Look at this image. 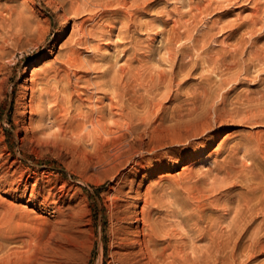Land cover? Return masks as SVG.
Wrapping results in <instances>:
<instances>
[{
  "label": "bare ground",
  "instance_id": "6f19581e",
  "mask_svg": "<svg viewBox=\"0 0 264 264\" xmlns=\"http://www.w3.org/2000/svg\"><path fill=\"white\" fill-rule=\"evenodd\" d=\"M9 1L0 0V93H2L3 85L10 78L11 73L8 66H11L10 60L14 50L28 41V33H21L20 29H16L11 21L13 13L16 12V7L9 4ZM57 1L58 4L56 5H60L63 9V18L67 14L76 17L86 11L91 13L93 6H99L100 9H96L98 14H105L115 5L117 7L115 9L121 12L125 20L122 23L123 29H119V33L129 37L133 43L131 50L135 49V31H131L130 28L133 27L134 29L141 25L140 22L136 21V17L144 12V8L148 5L146 0H106L103 5H94L93 0ZM155 1L152 0L153 6L156 5ZM206 1L208 2V0ZM128 4L133 6V9H128ZM202 5L204 4L202 3ZM205 11L206 6L202 8L196 3L185 14L187 17L179 15L171 20V25L167 29V33L165 32L171 46L166 48L162 44L163 48H166L167 54L163 60L167 61L169 70L153 69L151 71L149 69L145 71L148 67L146 65L148 59L134 55L127 58L123 65L119 64L120 62L117 63L120 66L113 71V74H110L109 70L103 71L101 77H105V79L102 81L87 78L86 73L88 69L92 68L91 58L82 55L78 49V46L88 43L87 33L88 31L90 33V30L86 29V25L88 22H94V18L98 15L97 13L87 15L86 12L88 17L84 16L87 18L81 17L83 20L81 19L78 23L72 21L73 29L70 40L73 43L60 50L53 61L46 62L39 68H32L29 72V83L16 94V104L20 108L22 107L23 118L28 121V127L23 128L25 135L21 136L22 139L33 143L39 141L42 136L39 134L42 133L46 121L53 117L56 119L57 116L65 118L71 114V111H74L70 115L73 123H77L82 128L81 130L86 131L88 135L92 134V137L93 135L98 134L99 136L101 134L102 136L104 134L106 142L111 144L109 155L102 163L104 164L103 167L110 169L108 178L113 183L110 190L106 192V197L111 199L112 206L117 208V211L110 216L111 219L115 220L110 233L112 239H117V252L111 251L109 264H242L243 258L245 260L251 259L254 258L255 253H263L264 251V168H257L255 164L245 163L246 161L237 163L235 160V155L238 152L237 143L228 145L225 149V156L221 160L213 159V167H208L207 170L206 168L205 170H196L194 167L198 163L204 167L207 160L210 162L209 159L212 156L216 157L219 150L227 145L226 139L222 140L214 153L210 151L204 160L194 161L199 157L196 149L194 150L195 153L187 152L184 158L187 165H184L177 175L171 173L172 169L175 168L173 158L168 155L172 147L178 145L181 148V146L187 145L191 148L195 140H204L206 136L210 137L214 131L217 122L215 117L212 120L210 115L217 116L219 112L213 106L206 107V101L209 100L214 88L231 82L234 79L232 74L235 71L239 72L238 77L242 75L243 78H248L251 68L254 67H259L264 72V42L259 43L262 35L252 36L256 30V24L259 21H264V11L260 13L253 11L254 16L251 22L247 23V27L242 30L239 29L241 25L232 28L221 37L219 52L204 58L207 64L212 65L213 72L218 74V80L206 76L197 82L198 90L196 92L183 97V91H185L183 85L188 81L196 64L190 50L195 43H198L195 35L197 32L195 27L198 25L195 23L196 26H192V24L194 21L196 22V17L203 15ZM98 32L99 35L108 37L111 35L112 29H99ZM65 33L64 27L58 33V37H62ZM231 38H234V41H230ZM110 39H112L111 36ZM150 41L155 42L153 39ZM158 41L156 42L158 43ZM186 41L188 44H185ZM178 42L180 45L183 43L178 49H182L179 56L178 50L174 49V45L179 44ZM105 52L107 53V50ZM145 56L149 58L152 55L146 54ZM135 61L138 64H133ZM90 70L88 74H90ZM27 72L28 67H25L22 73ZM12 89V85L7 86V91L10 94H12ZM100 92L102 95L97 94ZM261 95L263 96V94ZM253 99L256 98L246 96V100L249 102H252ZM178 100L179 102L174 106L166 105L168 102L173 103ZM84 108H86L85 111ZM259 110L263 112L260 119H264V106ZM228 116L230 121H235L238 117L237 114ZM241 118L248 119L249 116H242ZM52 124L53 121L51 126ZM54 124L56 125V122ZM60 125L57 123V127L53 126L59 128ZM69 126L71 125L69 124L65 129L63 127L61 131H66ZM72 131L77 132L73 129ZM86 133H80V136ZM2 156L3 154H0V159ZM5 163L0 161V186L8 187L6 191L11 197L24 200L27 194V182L21 178H13L14 170L12 172L7 171L4 168ZM157 170L169 172L157 174ZM207 173L208 177H206ZM231 187H237L234 190V195L237 196L236 203L234 206H225L219 212L223 215L222 218L232 213L231 219L226 223V226H222L223 221H218L221 217L217 215L209 225H206L207 210L211 205L215 210L218 209L217 205L220 198L213 197L217 192ZM51 189L53 188L51 187ZM34 197L35 193L32 190L27 202H33ZM178 198L185 202L188 210V219L185 220L188 222L193 220L191 232L197 233L194 238L184 240L176 236L175 226L183 225L182 222L177 225L173 223L164 224L163 222V207L166 204H172ZM48 199L50 198L48 197ZM206 200L208 201L206 202ZM54 201L56 204L59 202L56 199ZM41 202L46 204V202ZM56 204L53 205L57 206ZM9 206L11 207V205ZM73 217L68 218L62 215V220L58 222V225L56 224L59 227L44 229V226H37L34 231L37 238V250L36 254L33 253L36 257L34 258L33 255L31 257L34 264L47 262L48 256H51L54 262H60L63 249L76 253L80 244L77 242L79 245H74L76 243H71L74 241L68 238V233L72 232L76 224ZM129 222H132L133 226H131L130 232H127L125 225ZM34 228H36L35 225ZM16 238L18 237H14V242L20 241V245H26L25 238L24 240L23 237L22 240H16ZM12 239L5 241L12 243ZM99 240V255L96 264H104L101 237ZM198 241H202L203 244H197ZM0 244L3 245V243ZM13 248L15 247L13 246ZM20 248L16 250L17 254L20 252V256H16L19 259L24 257L25 260L26 256L23 253L21 255ZM24 260L21 259L20 261ZM26 264H30L28 258H26Z\"/></svg>",
  "mask_w": 264,
  "mask_h": 264
},
{
  "label": "rangeland",
  "instance_id": "374dc122",
  "mask_svg": "<svg viewBox=\"0 0 264 264\" xmlns=\"http://www.w3.org/2000/svg\"><path fill=\"white\" fill-rule=\"evenodd\" d=\"M51 1L52 0L9 1V4L16 7V12L13 13L11 21L14 23L16 29H20L21 33H28V41L14 50L13 57L10 60L11 66H8L11 73L10 78L5 83L7 85H3L2 93H0V154H3L0 161L1 163L6 162L4 168L7 169V171L12 172L14 170V174L12 175L13 178L17 177L23 179V181L27 182L28 186L26 198L24 200L11 197L6 191L8 187L3 188L0 186V243H3V245L0 244V264H26V258H28L30 264H34V261L31 259L33 256L34 258L36 257L33 253L36 254L35 252L37 250V238L34 231L37 229V226H44V229L59 227L57 225L58 222L62 220V215L68 218L74 216L73 218L76 220L74 228L76 229L73 228L74 231L72 230V232L70 231L68 233V238L74 241H71V243H76L74 245L77 246L80 244V246H78L76 253H73V251H70V253L66 249V251L63 249V252L61 251L62 258L61 261L59 260L60 262H54L51 256H48L47 262L43 264H96L99 255L100 237L103 242L104 264H109L111 251L117 252V239H112L110 233L115 223V220L111 219L110 216L117 211V208H114L112 206V200L106 197V192L110 190L113 183L108 178L110 169L103 167L102 165L104 164L102 163L109 155L112 147L111 144L106 142L107 140L104 139V134H102V136L101 134L99 136L97 134L92 137V134L88 135L86 131L81 130L82 128L79 127L77 123H73L72 119H70V115L74 111H71V114L65 116V118L57 116L59 122L55 117L46 121L47 123L42 129V133L39 134L40 136L42 135L39 141L33 143L22 139L25 135L23 128L28 127V121L23 118V113H21L22 107L20 108V106L16 104L17 92L21 91L22 87H25L26 84L29 83V72H31L32 68H39L44 63L53 61L60 50H63L73 43V41L70 40L73 29L72 21L78 23L82 19L81 17L86 15V12L88 13L87 15L91 13L98 14L97 10L100 9L99 6H93L91 13L86 11L80 13L76 17L67 14L65 18H63L64 12L62 7L56 5L58 1ZM205 1L206 0H156V5L153 6L152 0H146V4L148 2V5L144 8V12L136 17V21L140 22L141 25H138L137 28L134 29L133 27L130 28L131 31H135L134 50H131L133 43L130 41V38L125 34L123 36L119 33V29H123L122 23L125 20L121 12L115 9L117 7L113 5L111 7L112 9H109L110 11L105 12V14H98V17L96 16L94 18V22H88L86 25V29L90 30V33L89 31L87 33L88 43L78 46L82 55L91 58L92 68H90L91 70L88 69V71L90 70L91 72L88 74L87 71V78L90 77L93 80L102 81L105 79V77H101L103 71L109 70V73L113 74V71L120 66L119 64H125L126 59L134 55L148 59L146 60V65L148 67H146L145 71L149 69L151 71H153V69L169 70L167 61L163 60V58L167 57L166 48L171 46L165 32L169 29L171 20L177 18L179 15L187 17L185 14L190 11V8L193 7L194 4L198 3L202 8L206 6V11L203 15L201 14L202 16L198 15L195 19L196 22L194 21L192 24V26H196L195 23L198 25L195 27L197 31L195 35L198 43H195L194 47L190 50L191 56L193 60L196 61V64L193 67L188 81L183 85L185 88L183 97L196 92L198 90L197 82L206 78V76H211L213 79L218 80V74L213 72L212 65L210 63L207 64L204 58L219 52L221 37L227 34L232 28L241 25L239 29L242 30L247 27V23H250L254 16L253 11H258L259 13L263 12L264 0H231L233 3L230 0H208V2L206 1V3H204ZM105 2L106 0L92 1L94 5H103ZM202 3L204 5H202ZM129 5L130 4H128L127 8L133 9V6ZM86 16H84L83 19H85ZM201 20L202 22L200 23ZM35 21L37 23H34ZM37 24L40 26L38 27ZM64 27L66 33L62 35V37H58V33ZM106 28L112 29L111 35L108 37L99 35V29L107 30ZM255 28L256 30H254L252 36L261 34L262 37L259 39V43H262V41L264 42V21H259ZM110 36L113 40L110 39ZM75 37H77V35H75ZM152 39L155 41L154 43L150 41ZM107 40H109L108 43ZM231 40L234 41V38H231L230 41ZM156 41H158V43ZM162 44H164L166 48H163ZM185 44H188V42L186 41ZM182 45L183 43H181V45L180 43L175 44L174 49L177 51ZM106 50L107 53L105 52ZM181 51L182 49L177 51L178 56ZM146 54H151L152 56L148 58L145 56ZM117 63L119 64L117 65ZM133 64H138V62L135 61ZM25 67H28V72L22 73ZM238 73L239 72L235 71L232 74L234 79L229 82L230 84L228 83L214 88L209 100L206 101V107L213 106L217 108L219 112L217 116L213 114L210 115V118L212 119L215 117L214 119H216L217 122L215 123L214 131H212L210 137L206 136L204 140H195L191 148L187 147V145L181 146V148L175 145L170 149L168 155L173 158L175 167L171 171L172 175H177L184 165H187L186 160H184L187 152L190 153L192 151V153H195L194 150L196 149L198 150L196 152L199 157L194 159V161L198 159L204 160L205 157H208L210 151L214 153L224 139H226L227 145L219 150L218 155H216V157L214 156L215 158L212 156L209 159L210 162L207 160L204 167L201 163L196 164L194 167L196 170H205V168L207 170L208 167H213L212 160H221L226 154L225 149L227 146L234 143L238 144V152L235 155L237 163L246 161L245 163L255 164L257 168H264V119H260L261 113L263 112L259 110L264 106V72H262L261 68L254 67L251 68L248 78H243L242 75L238 77ZM9 85H12V94L7 91V86ZM79 90H81V88H79ZM97 94L102 95V92ZM246 94L249 95L250 98L254 97L256 99L249 102L246 100ZM261 94H263V96ZM179 100L173 103L168 102L166 105L169 107L174 106ZM105 103H107L106 100ZM83 110L85 111L86 108ZM236 114L238 117L235 121H230L228 115ZM247 115L249 116L248 119L241 118ZM52 121L53 124L51 126ZM55 122L56 125L54 124ZM57 123L58 125L61 124V127L55 128L57 127ZM69 124L74 126H69L66 131H61ZM70 128L74 131L77 130V132H73ZM80 133L86 134H81L80 136ZM88 137L89 141L87 140ZM98 146H101V148ZM261 147L263 150H261ZM168 172L167 170H164V172L158 171L157 174ZM206 177H208V173ZM50 186L53 189H51ZM31 189L34 190L35 197L34 201L29 203L27 199L30 197ZM235 189H237V187L226 188L215 194L213 198H220L217 205L219 210L216 209V211L211 205L206 213V225H209L212 219L218 215V217H221L218 221H223L222 226H226V223L231 219L233 214L231 213L222 218L223 215L219 212L225 206H234L237 199V196L234 195ZM48 197L50 199H48ZM55 199L59 201L57 204L54 203ZM40 201H43V203L46 202V204H42ZM207 201L208 200H206V202ZM8 204L11 205V207ZM163 209L164 224L173 223L177 225L182 222L183 225H180L181 227L175 226L176 229H174L179 239L182 238L187 240L197 235V233L191 232V225L193 226L191 222H193V220L191 222L186 221L188 219V210L182 199L178 198L172 204H166ZM61 212L65 213L62 214ZM76 215L81 217L79 218ZM172 215L174 216L172 217ZM185 223H187V225H185ZM34 225L36 228H34ZM131 226H133L132 222L125 225L127 232H130ZM7 234L9 235L7 236ZM9 236L10 238H8ZM13 236L18 237L16 240H22V237L24 240L25 238L24 242H26L25 244L27 246L20 245V241L14 242ZM6 239H12V243L10 241L6 242ZM14 243H18L19 245ZM197 244L201 245L203 242L198 241ZM13 246L17 249L13 248ZM19 248L21 255L22 253L23 255L25 254V260L23 259L24 257L20 259L19 257L17 258L16 255L20 256V252L18 254L16 252ZM12 249H15V252ZM9 253H13L14 256ZM18 259L19 261H17ZM21 259L24 260L25 263L24 261H20ZM242 260V264H264V251L263 253H255L254 258L252 257L246 260L243 258Z\"/></svg>",
  "mask_w": 264,
  "mask_h": 264
}]
</instances>
